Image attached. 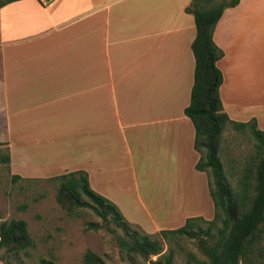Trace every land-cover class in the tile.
<instances>
[{
  "label": "crops",
  "instance_id": "crops-1",
  "mask_svg": "<svg viewBox=\"0 0 264 264\" xmlns=\"http://www.w3.org/2000/svg\"><path fill=\"white\" fill-rule=\"evenodd\" d=\"M190 1L14 0L0 7V142L12 172L37 179L84 170L125 217L136 204L117 182L139 168L137 178L162 183L161 192L147 193L157 213L178 214L187 192L197 195L194 213L165 216L156 231L176 228L169 220L210 219L208 178L195 168L194 126L184 114L195 64ZM213 41L223 51L216 62L223 109L240 120L233 94L264 91V0L225 8Z\"/></svg>",
  "mask_w": 264,
  "mask_h": 264
},
{
  "label": "trees",
  "instance_id": "trees-1",
  "mask_svg": "<svg viewBox=\"0 0 264 264\" xmlns=\"http://www.w3.org/2000/svg\"><path fill=\"white\" fill-rule=\"evenodd\" d=\"M11 1L14 0H0V7ZM238 2L191 0L185 8L194 17L196 34L191 43L194 79L184 114L194 126V148L199 153L195 168L205 172L208 178L214 206L211 219L190 216L183 225L161 229L154 236L128 221L114 202L96 192L84 170L48 178L57 183L56 200L68 213L75 208H90L102 224L113 226L121 257L130 264H176L175 256L183 249L182 239L196 240L204 256L200 258L192 251H185L186 264H264V129L257 126L255 117L238 121L224 111L219 94L223 75L216 65L223 51L213 41L214 28L224 9ZM228 126L235 130L248 129L255 141L235 184L226 175L219 155L222 134ZM0 146L7 148L0 162L9 164L8 147L5 142H0ZM13 178L21 176L13 174ZM88 225L95 228L97 224ZM164 243L168 245L165 252ZM32 247L34 241L25 220L12 218L0 222V248L5 252L19 259L21 254L29 256ZM151 256L157 257L152 260ZM82 262L107 264L90 249L83 254ZM40 264H54V261L41 258Z\"/></svg>",
  "mask_w": 264,
  "mask_h": 264
},
{
  "label": "rangeland",
  "instance_id": "rangeland-1",
  "mask_svg": "<svg viewBox=\"0 0 264 264\" xmlns=\"http://www.w3.org/2000/svg\"><path fill=\"white\" fill-rule=\"evenodd\" d=\"M234 94L236 98L230 103L233 104V108L241 112V115H244L238 121H247L255 117L257 126L264 129V91L259 89L258 93L250 94V97L245 96L244 99L240 98L239 93ZM245 116L247 117L244 118ZM254 142L248 129L235 130L228 126L223 132L219 155L224 171L233 184L240 176L244 160L253 152ZM6 152L7 148L0 146V156ZM137 169L135 175H132L130 170L123 173L122 180L117 182L119 185L116 187L117 191L123 195L131 194L136 204L134 212H125V218L139 223L146 233L158 236L156 227L165 225L160 222L165 219V216L166 219L174 218L177 213L154 211L147 193L161 192L162 183L156 186L155 181L148 180L144 176L137 178ZM13 174L8 163L0 162V222L12 218L25 220L34 241V247L29 250V256L21 254L19 259L0 248V264H40L41 258L53 260L54 264H83L82 256L88 249L100 255L107 264H130L121 257L120 248L115 239L117 232L113 231L112 225L102 224L101 218L90 208H75L70 214L59 205L55 197L57 189L55 181L48 179L49 177L14 179ZM136 191L143 202L142 206L136 202ZM187 194L185 206L182 205L176 218L185 213H194L197 205L196 192L190 189ZM210 201L212 202L211 198ZM89 223L97 225L91 228ZM167 224L179 226L173 220H169ZM203 226H205L204 223ZM180 242L183 249L175 256L176 264H186L185 251H192L198 257L204 258L196 240L182 239ZM167 247L168 245L164 243V252ZM156 257L151 256V259L155 260Z\"/></svg>",
  "mask_w": 264,
  "mask_h": 264
},
{
  "label": "built area",
  "instance_id": "built-area-1",
  "mask_svg": "<svg viewBox=\"0 0 264 264\" xmlns=\"http://www.w3.org/2000/svg\"><path fill=\"white\" fill-rule=\"evenodd\" d=\"M44 6L50 4L53 0H39Z\"/></svg>",
  "mask_w": 264,
  "mask_h": 264
}]
</instances>
